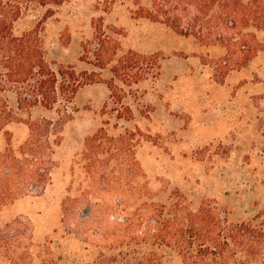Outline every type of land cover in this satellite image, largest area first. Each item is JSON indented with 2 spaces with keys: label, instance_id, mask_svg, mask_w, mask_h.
<instances>
[{
  "label": "rangeland",
  "instance_id": "374dc122",
  "mask_svg": "<svg viewBox=\"0 0 264 264\" xmlns=\"http://www.w3.org/2000/svg\"><path fill=\"white\" fill-rule=\"evenodd\" d=\"M108 1L70 0L45 20L46 8L34 7L13 25L15 35L38 25L50 68L89 80L75 93L70 116L47 152L54 185L41 200L42 213L32 210L28 198L26 209L16 208L18 201L10 207L11 218L30 212L26 238L44 244L42 259L57 264H75L99 250L109 254L94 230L137 207L166 210L178 201L196 211L204 202L228 222L264 212V32L255 33L259 47L208 45L140 17L138 6L147 0ZM119 64L133 76H113ZM108 83L116 86L114 97ZM0 95L16 111L14 93ZM56 108L38 105L29 115L16 111V117L55 120ZM7 127L13 139L24 130L14 121ZM120 163L130 169L134 186L123 208L115 203L127 187L124 174L116 172ZM107 173L114 178L101 179ZM67 196L78 197L75 214L58 223L55 206ZM87 209L91 213L82 216ZM84 227L85 242L76 233Z\"/></svg>",
  "mask_w": 264,
  "mask_h": 264
},
{
  "label": "trees",
  "instance_id": "16d2710c",
  "mask_svg": "<svg viewBox=\"0 0 264 264\" xmlns=\"http://www.w3.org/2000/svg\"><path fill=\"white\" fill-rule=\"evenodd\" d=\"M133 1L137 4L140 0ZM147 1V6H138L140 17L164 24L181 35H192L208 45L259 47L255 33L264 32V0ZM69 2L0 0V94L14 93L16 111L29 115L38 105L48 110L57 105L58 115L55 120L16 117V111L0 95V143L3 146L0 148V213L4 211L6 217L0 223V264H57L42 259L40 247L44 244L33 245L32 240L26 238L32 223L30 212L11 218L10 207L18 201L16 208L22 211L29 199L35 205L32 210L42 213L41 200L54 185L50 176L53 163L46 157L47 152L57 140L62 123L70 116L75 93L89 80L81 79L72 70L55 73L50 68L42 51L38 25L20 35L13 33V25L34 7L46 8L42 17L45 20ZM140 64L144 63L137 61L136 65ZM125 68L122 64L116 65L113 76L132 77ZM135 74L134 83L140 78L137 72ZM108 87L111 92L116 89L113 83H108ZM112 93L114 97L116 93ZM118 103L130 111L120 101ZM13 121L24 127L16 139H13V130L7 127ZM116 172L119 176L124 174L126 179L123 185L127 187L119 192L115 202L116 207L123 208L134 196V186L129 183L131 171L123 163ZM113 176L107 173L101 179ZM107 187L113 188V185ZM29 193H35L34 197L40 201L28 196ZM77 202L78 197L67 196L56 204L55 211L61 215L58 223H66L74 217L73 206ZM88 213H91L89 209L81 215ZM76 233L81 241H87L85 227ZM94 234L103 237L109 254L99 250L97 256L78 258L75 264H264V212L247 221L228 222L224 212H215L208 203L203 202L196 211H191L176 201L166 210L137 207L109 226L99 224ZM34 246L38 250L32 257Z\"/></svg>",
  "mask_w": 264,
  "mask_h": 264
}]
</instances>
